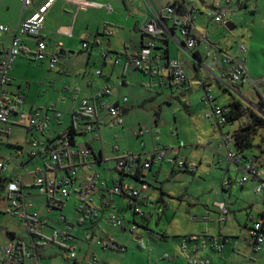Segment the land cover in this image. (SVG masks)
<instances>
[{"label": "rangeland", "instance_id": "1", "mask_svg": "<svg viewBox=\"0 0 264 264\" xmlns=\"http://www.w3.org/2000/svg\"><path fill=\"white\" fill-rule=\"evenodd\" d=\"M80 2L83 8L96 9L94 11L95 16L93 17L94 22L92 26L86 27L83 33L79 36L75 34V45H73L74 56L71 59L78 61L81 57H85L87 53L77 52L82 45V40L88 37V40L92 42L98 37L99 41L95 44L93 50V56L91 59L88 77L90 80L97 81V76L94 72L101 67L102 56L101 53L105 48L112 47L117 52L125 42L128 46V53L132 54L138 50L140 32L136 31L132 26L136 20L137 15L145 13L144 0H126V6L122 3L123 0H112L111 2V13L106 14L101 12L102 7L93 5L94 3ZM154 7L159 10L163 9V17L167 18L168 14L165 7L168 3H173L175 0H149ZM194 2L197 6L204 8L203 3L200 0H188ZM209 0H205L207 3ZM247 3V7L237 8L234 6L229 7V13L225 18V23L231 22L234 26L233 29L229 30L224 24H218L211 21L208 14H214V11L208 9L207 13L201 11V15L198 14L196 21L198 32L202 35H208V42L214 44L218 50L228 52L230 55L237 56L239 60L246 58L245 68L248 74L256 81L255 85H252L250 81L245 80L237 85L239 95L236 91L232 93L222 91L214 83L212 86V94L217 97L219 104L228 106V102L232 99L241 101L245 106L252 108L253 110L261 113L256 108L260 101H264V0H244ZM87 3L91 4L87 6ZM193 3V4H194ZM10 4V0H0V14L2 8L5 5ZM103 4V3H101ZM108 15V16H106ZM126 15L132 17L131 21L126 23ZM122 22L124 23L122 25ZM208 24V27L204 25ZM113 33L112 36L105 35L107 32ZM104 33V35H103ZM100 34V35H98ZM72 36V34H70ZM108 37L110 42L108 43ZM77 40V41H76ZM149 38L145 37L147 42ZM108 43V44H107ZM244 44L247 48V53L242 55L239 51L240 44ZM172 50L174 46L171 44ZM206 47L202 53V62L204 65L212 64V55L214 48L208 43H201L197 48ZM173 56V55H172ZM184 56L189 57L186 53ZM24 66H29L28 75L25 78L16 77L13 81L16 85L20 84V92L27 96L25 102V112L19 117H15L5 126L6 133L9 137H4V145L0 146L2 152L7 156L13 154L16 157L15 149L6 146L19 145L28 150L27 140L37 139L42 143L47 142L51 136H55L57 132L67 130L72 124L73 112L78 108V104L72 102L73 96H65L63 102L59 101V94L56 92L59 87L65 84H59L55 81V77L59 76V64L55 70L49 69L47 60L35 61L24 56ZM59 56V63H60ZM117 57V56H115ZM21 57L17 58L14 65L18 63ZM122 58V64L120 66L110 67L113 69V74L107 83L112 91V95L106 100L114 101L119 97L128 98L130 107L129 113L123 115L124 126H113L112 121L105 123L107 119H101L99 122L102 124L101 139L103 143V149L105 155H107L106 165H116L117 154L116 147L121 148V152L126 149L134 150L143 154L150 145L149 137H137L134 136V131H137L140 126L151 127L154 123L155 113L161 114V121L159 126L162 132L166 128L170 127V131L178 132V141H183L182 155H188L189 159L196 161L200 164L199 169L195 174L189 172H180L181 176L174 177L172 184H177L176 187L180 189L188 187L191 192L199 197L202 193L205 194V199L209 200V203L213 201H219L221 199H227L230 203V216L227 218L226 224L221 228L222 234L226 239V242L219 240V250L209 247H203L202 242L192 243L189 240V235L194 229L195 225H189L187 219L190 216L187 213L186 204H178V201L172 200L173 211H169L166 217H163L160 225H157V219L153 217L150 220L143 218L140 214H134L132 210L118 203L120 208V214L123 215V226H111L103 224L101 231L98 235L102 239L107 241H114L118 246H112L108 249H103L97 246L93 241H86L84 232L78 227H75L73 234L78 240L70 243V247L65 245L66 248L59 247L54 244L40 243L38 245L39 257L42 264H195L196 262H208L207 264H264V254L256 253L253 250L252 242L249 237V229L253 222L259 220L260 213L264 211V191L256 194L254 186L255 184L248 182L244 184L242 188L240 185L241 178L245 173L236 165L231 166L228 173H226L227 163L220 161L221 154L224 155L226 148L220 146V133L216 126H213V121L205 118L206 107L202 102L199 104L201 93L203 92L198 88V81H193L192 91L187 97H181L179 91L174 88L171 90L164 89L161 93L157 91H150L143 88L140 83L136 82V73H138L133 66L128 65L125 71L126 83L121 85L123 78V67L125 58ZM95 59V60H94ZM86 62V61H85ZM206 63V64H205ZM80 64V63H79ZM13 65V67H14ZM81 65V64H80ZM107 67V66H106ZM106 67L105 70H106ZM213 67V66H212ZM16 68V67H15ZM14 68V69H15ZM109 69L106 72L109 74ZM210 69V68H209ZM16 70V69H15ZM212 70V69H210ZM22 68H20V72ZM45 73V74H44ZM74 71L72 70L70 75L64 76L68 80L74 79ZM203 74V73H202ZM91 75V76H90ZM203 76V75H202ZM104 80V79H103ZM28 83V85H27ZM54 83V87L51 85ZM67 84L69 82L67 81ZM63 88V87H62ZM75 89V88H73ZM201 93H200V92ZM61 99V97H60ZM191 102L192 109L197 112L193 115L191 109H187L185 105ZM139 103L140 108H137L133 103ZM196 103V104H195ZM57 104L55 110L61 114L59 120L52 119L44 130V134L40 131L32 128L30 131V116L31 112L35 109L39 110V113L44 114L46 109H49L50 116L53 115V107L51 105ZM196 105L198 107L196 108ZM79 109L76 110L78 112ZM161 111H163L161 113ZM188 111V112H187ZM176 116V121L174 117ZM108 118V116H106ZM246 117H242L237 120L233 125L225 126L223 132H234L240 127V124L245 121ZM87 119H77L76 125L77 130L85 127ZM177 122V125H175ZM107 124V125H106ZM84 131V130H83ZM167 133V132H165ZM169 135V133H167ZM7 135V134H6ZM164 134L161 137L163 138ZM95 133H80L76 137V148L81 149L86 147V144H93L98 150L100 142L94 141ZM210 142H212L210 144ZM146 143L147 148L143 149V145ZM154 143H158L157 139H154ZM255 145L261 144L264 147V128L259 130L258 135L254 139ZM231 146V145H229ZM257 154L256 148L252 149L251 154ZM220 155V156H219ZM145 158L144 155H142ZM215 156V157H214ZM211 159L210 168L207 167L205 161ZM26 162V169L21 168V173H35L38 168L44 169L43 163L40 161H29L27 155L24 157ZM17 164V160H13L8 163L7 173L10 174ZM105 164L97 167V170L102 173L103 176L106 174ZM221 165V166H220ZM83 167H77V177L79 180L84 175ZM156 166L154 167L155 171ZM114 174H117L115 168L111 170ZM93 170H88L85 176H89ZM54 176V173H50ZM247 176V175H246ZM225 177L226 180L230 179V183L226 188L227 191L221 190V180ZM240 179V180H239ZM239 180V181H236ZM163 184H170L168 180L161 177ZM131 184L138 188L144 195L145 193L153 190L152 188L146 187L145 185L130 180ZM152 182H154L152 178ZM237 182V183H236ZM71 188V194L69 198L60 196L58 194L57 200L64 202L65 207L62 212L51 211L47 206V198L38 194L37 189L32 190L33 197L29 198V202L35 204V208L38 212L45 208L46 212L51 214L53 221H50V229L44 228L39 229L40 236H44L46 239L53 237L55 229L62 230L64 227L62 224L57 222V219H61L60 215H63L67 222L77 224L80 217L76 214V207L78 203L77 194L75 193L79 188V183ZM70 189V186H68ZM149 189V190H148ZM37 195V196H35ZM120 200V197H117ZM42 203V204H41ZM41 204V205H38ZM212 205H215L213 203ZM211 205V206H212ZM8 203L6 200L0 203V244H6L11 240L10 232H14L17 238L23 240L28 246L31 243L30 234L24 224L20 223L19 219L13 215V213L7 212ZM139 210L145 211L149 214V211L144 206L140 207ZM145 208V209H144ZM187 208V209H186ZM147 217V216H145ZM133 219L135 222H133ZM136 226L135 232H132L130 228ZM213 226V227H212ZM217 224H212L210 229L212 232L218 230ZM161 230L165 232V237L159 238ZM201 239V238H199ZM14 239L13 241H15ZM61 242V239H58ZM75 252L76 258H69L71 250ZM94 260L96 262H94ZM1 264V263H0Z\"/></svg>", "mask_w": 264, "mask_h": 264}, {"label": "built area", "instance_id": "2", "mask_svg": "<svg viewBox=\"0 0 264 264\" xmlns=\"http://www.w3.org/2000/svg\"><path fill=\"white\" fill-rule=\"evenodd\" d=\"M56 0H43L42 3L36 4V0H21L22 9L17 25L10 28L7 25L0 24V134L5 133V125L11 122L15 117H19L25 112L24 96H10L5 90L6 86L11 82L10 73L12 65L16 59L22 54L30 56L35 61L47 60L49 69L55 70L59 64L60 51L59 48L54 52H48L47 44L44 41L41 33L46 22V15L49 9L53 6ZM176 4L169 3L165 10L167 14L174 18V28L171 30V38L174 30L178 31L183 39L184 49L192 50L198 42L206 40L201 35L195 26L196 22V7L188 0H175ZM174 3V2H173ZM232 5H241V0H225L222 6L215 8L214 14H209L211 21L224 24L225 18L229 13V7ZM106 9L111 13V4L106 5ZM139 31L150 38V40L141 47L138 51L128 55L129 64L135 67L138 71L150 74L152 77L162 76L167 73V82L176 87L179 93L184 91V87L190 83L191 78L187 73L184 65L177 60L169 61L166 66L161 63L160 58L155 53L156 42L153 40L157 37L166 38L169 34L168 26L165 23L163 14L149 15L143 19L138 26ZM111 34V32H108ZM28 40H30L29 43ZM83 48L88 49V44L84 43ZM239 50L242 54L247 53V48L241 44ZM102 59L105 61L111 60L116 64L120 61L118 58L113 59V55L107 49L101 53ZM216 57V54H214ZM243 61L233 59L225 56L224 64L228 66L227 78L221 79L228 91H236L235 87L241 82L248 80L252 85L257 82L248 74L245 63ZM97 76L101 75L100 70H96ZM199 90L203 92L201 98L202 103L207 108L205 117L213 121L220 133V146L226 148L224 154V161L227 163L226 173L229 172L231 166H238L244 173L241 181V187L245 183L251 182L255 184V193L259 194L264 191V167L260 164V159H256L252 154L247 160H243L242 156L236 150L234 132H223L225 126L228 125L227 113L230 111L229 106H218L215 104V98L210 87L204 85L200 86ZM65 91L70 92L75 99L78 98L79 89L71 90L69 87ZM110 89L100 91L93 99H83L80 104V109L77 112V118L87 117L88 122L85 127L87 133H95L94 140H100L101 123L99 118L101 115L107 114L110 116L113 126L122 127L124 124L121 110L116 105L106 103L104 100L98 101L103 95L110 94ZM98 101V102H97ZM124 103H127V98H124ZM48 112V110L46 111ZM61 117L60 113L53 111L52 118L58 119ZM47 113H39V110H33L30 116V126L35 127L41 133L44 132L46 124L50 122ZM28 150L24 148L17 151V160L26 169L24 164V157L37 158L41 149L37 140H27ZM231 145V146H229ZM117 149V148H116ZM118 150V149H117ZM49 155V156H48ZM47 159L44 169L38 168L37 172L31 173H16L10 183L8 184L5 200L8 203L7 212L13 213L20 223L24 224L31 237V243L28 246L23 240L16 239L6 244H0V263L1 264H41L38 245L42 243L43 238L40 236L39 229H42L45 223V217L33 209L34 205L29 203V197L32 195V190L35 188L39 195L46 196L51 204H47V208L51 209L57 206L58 194L68 198L71 194V188L74 187V181L77 179V167L83 166L85 170H95L97 164L92 161H87L90 156V150L86 147L77 149L75 145H71L68 140L61 139L57 141L54 146H51L46 154ZM9 157L5 155L0 158V169L5 171L7 168L6 160ZM137 157L132 151L127 152L123 157L117 160L116 169L124 175L134 176L138 167L136 166ZM154 163H163L168 165L172 170H184L188 172H196L198 163L189 161L182 157L171 156L167 149H162L160 146L154 148L151 159L144 164V168L150 169ZM53 172L54 176L50 173ZM247 175V176H246ZM100 174L95 171L93 174L86 176V179L80 183V189L76 190L77 194V209L80 214V219L77 226L81 230H87L90 226L91 219L96 220L101 212L100 209L92 204V195L100 188H107V181L100 179ZM240 180V179H239ZM236 180V181H239ZM231 181V180H230ZM229 179L222 178L220 186L221 190L231 183ZM118 182V183H117ZM111 188V192L117 195L128 197L131 201L132 208L137 213H140L136 208V199L141 198L139 191L123 184L119 179ZM237 183V182H236ZM70 186V189L68 188ZM61 202V201H60ZM53 203V204H52ZM111 206L110 203H104V207ZM214 214L204 217L193 216L191 221L199 219L204 220L205 228L202 233L203 237L212 240L210 235L209 224L225 223L230 216V203L224 199L223 201L215 202ZM49 209V210H50ZM103 211V210H102ZM161 211V210H160ZM158 211L157 216L160 217L161 212ZM109 223L114 226H122V220L114 213L108 215ZM65 223L67 230L72 231L73 228L67 224L66 219H60ZM134 229V227H133ZM249 236L252 239V247L256 253L264 254V211L260 214L259 220L253 222L249 228ZM73 241L74 237L68 236ZM200 237L192 235L189 237L190 241H197ZM85 240H92L91 235H85ZM108 246V243L103 242L102 246ZM71 250V249H70ZM69 258H76V254L71 250ZM195 264H207L203 262H196Z\"/></svg>", "mask_w": 264, "mask_h": 264}, {"label": "crops", "instance_id": "3", "mask_svg": "<svg viewBox=\"0 0 264 264\" xmlns=\"http://www.w3.org/2000/svg\"><path fill=\"white\" fill-rule=\"evenodd\" d=\"M86 1L94 3L93 5L102 7L101 12H105L106 14H110L106 9V5L111 4L112 0H86ZM200 1L204 5L203 9L200 6H197L193 2L195 7H196V11H197L196 12V21L198 18L197 17L198 14L201 15V11L202 12L206 11L205 13H207L208 9H210V10L212 9L213 11H215V8L217 9L218 7L222 6V4L224 3L225 0H209L207 3L205 2V0H200ZM42 2H43V0H36V4H40ZM80 2H85V1H83V0H56L46 15V22L44 25V29L41 33L44 41L47 44L48 52H54L59 48L60 52L65 53L64 55H61V57H60L59 70H58L59 76L55 77V81L58 82V85L59 84H65V86L64 85L62 86L63 88L59 87V89H57V91H56L59 94V101L58 102H63L65 100L64 95H68L69 97L73 96L70 92L65 91L67 87H69L71 90H74L73 88L80 90V92L78 94V99L77 100L75 98L72 99L73 103L78 104L77 105L78 108H76L74 110L73 114L77 113L76 112L77 109H80V101L81 100L93 99V98H95V96L100 91L105 90V89H110L109 84L107 83V80H109L111 78V76L113 74V69L110 70L109 68L115 67V66H120L122 64V58L121 57L125 58V63H124L123 71H122L123 72V78H122L121 85H123V84L125 85L126 78H125L124 74H125V71L127 70V67H128L127 57L129 55L128 46L125 42V39H124L123 46L120 48V51L124 50L122 52H117L118 50H116V49H118V48L114 49V48L108 46V48H105V49H107L109 52H111V54L113 55L112 58L113 59L118 58L120 61L116 64L114 61H111V60L105 61L104 59H102L103 67L98 69L101 71V75L97 76L95 74V72H96L95 71L94 74L97 76L96 78L98 80L95 82L93 81V79L90 80V77H88L87 74H89L88 72L91 70L90 68H93L95 66L94 65L93 67H90L89 65L91 63V59H92V56L94 53L93 52V50L95 49L94 46L99 41L98 37H96L95 40H93L92 42H90L88 40V37H86L82 40L81 48L77 52L84 53V54L87 53V55L85 57L78 58L79 63L81 65L78 63V61H75V59H71L75 54L74 53L75 48H73V45H75L74 41L76 39L75 34H77L79 36L81 33H83V31L85 30L86 27L91 28V26H92L91 23L94 22V19H93V17L95 16L94 11H96V9H90V7L83 8L80 5L81 4ZM101 3H103V4H101ZM122 3L125 4L126 0H123ZM89 5H91V4L87 3V6H89ZM125 6H126V4H125ZM144 6H145V13L142 15L141 14L137 15L135 17L136 20L134 21V23L132 25V26H134L133 28L136 31H139V29H138L139 23H141L143 21V19H145V17H147L149 15H154V14H159V15H161V13L163 14V9L162 10L157 9L156 7L153 6V4L149 0H144ZM232 6L241 9V8H244L245 6L247 7V3H245L244 0H241V5H232ZM21 9H22L21 0H10V4L5 5L2 8V12L0 14V24H5V25L9 26L10 28H14L18 23L20 13H21ZM106 16H108V15H106ZM126 16L127 17L125 18V21H126V23L129 24L132 17L135 15H132L131 17L129 15H126ZM163 18L165 19V23L168 26V30H169V34H170L166 38H164V39L168 40V51H169L168 57H169V60L170 61L171 60H177L182 65H184L187 73L189 74V76L191 78L190 83L184 87V91L182 93H179V95L181 97H187L192 91H194V90H192L193 89V86H192L193 81H198V83H199L198 88L200 86L204 85L206 87H210L212 90V86L215 83L217 85V87L219 89H221L222 91L226 90V86L222 83V80H221V79H226L228 77L227 76L228 66L226 64H224V58H225V56H229V57H232L233 59L239 60L238 57L234 56V55H230V54H228V52L224 53L223 50H221V49L218 50L214 46V44H211L210 42H208V35H203L204 38L206 37V40H201L200 42H198L192 50L184 49V46H183L184 41H183V39L180 36L178 31H176V36L174 38L170 37L171 36V30L170 29L174 28V18L169 16V15L167 18H165V17H163ZM227 23H230V25L234 28V26L231 22H227ZM123 24L124 23L122 22V25ZM195 26L197 29L196 22H195ZM204 26L207 29L208 24H206ZM197 31H198V29H197ZM70 34H72V36H70ZM140 34H141L140 39H138L139 40L138 50L146 42L145 37H143L141 32H140ZM98 35H100V34H98ZM103 35H104V33H103ZM86 40L88 41V44H89L88 50H85L83 48V41H86ZM29 41L30 40H28V42ZM109 42H110V37H108V43ZM203 42L210 44V46H212L214 48L211 65H207L205 63L206 64V66H205L204 63L202 62V58H203L202 53H203V51H205L206 47H204L203 50H202V48H197V46L201 45V43H203ZM29 43H31V42H29ZM99 43H100V41H99ZM171 44L175 48L174 51L172 50V47L170 46ZM160 53L162 54L161 51H160ZM184 53H186L189 57L186 58L184 56ZM196 53L198 54V56H196ZM214 54H216V57H214ZM115 56H117V57H115ZM23 58H25V57L22 56L19 59L20 61L18 63H16L15 65L13 64L14 67L12 66V71L10 74H11L13 80L16 79V77H19L21 79V77L25 78V76L28 75L29 66L28 65L24 66ZM240 61H243V60H240ZM163 62L164 61L161 60V63H163ZM104 67H106V70L109 69V72H110L109 74L106 72ZM20 68H22L21 72H20ZM209 68L212 70H210ZM72 70L74 71L73 74H74L75 78L72 80L66 79L64 76L70 75ZM136 71L138 72V73H136V82H141L140 85L147 90L157 91V92L161 93L164 89H169V87H171V90L176 88L174 86H171L167 82V80H168V79H166L167 73H163L161 77L160 76L152 77L150 74H147V73H144V72H141L138 70H136ZM67 81L69 82L70 85L67 84ZM27 85H28V83H27ZM51 85L54 87L55 84L51 83ZM20 86H21L20 84L16 85L15 82L12 81V84L10 86H8L6 89L13 94L25 95L24 93L20 92L21 90H18L20 88ZM110 91H111V89H110ZM238 91L239 90L237 88L236 92L239 95H241ZM228 92H230V91H228ZM111 95H112V91L110 94L103 95L98 101L104 100L106 103H109L111 105H116L121 110L122 116L129 113L130 107H132V106L130 105L128 98H127V103H124V98H126V97L121 98V99H119V97H118L114 101L106 100V98L110 97ZM25 97L27 99L26 95H25ZM60 97H61V99H60ZM201 98H202V93H201V97H200V101H199L200 105H201L200 102H202ZM214 98H215V104L216 105L225 106L224 104H219L218 102L216 103V101H217L216 95L214 96ZM233 101H239V100L232 99L230 102L227 103L228 106ZM133 105L136 106L137 108L141 109L139 106L140 105L139 103L135 102V103H133ZM56 106H57V104L51 105V107H53L54 109L56 108ZM185 106L187 109H189V108L191 109V111H189V112H191L193 115H195L197 112H199L198 110H197V112H194L192 110L195 107H193L191 102H189V101H188L187 105H185ZM197 107H198V105H196V108ZM256 109L258 110V107ZM162 112L163 111H161V113ZM106 116H108V118ZM101 119H107L105 123H110V121H111L110 116L107 114L101 115L99 120H101ZM174 120L176 121V116L174 117ZM160 121H161V114L155 113L154 123H152L151 127L140 126V128L137 131H134V133H133L134 136H137V137H146L147 136L150 138V145H149L148 149L143 152V154H140V152L137 153L134 150H130V149H126V150H124V152H121V148H119V147H116L118 150L117 149L115 150L119 153V154H117V159L115 160L116 164H117V160L119 158L123 157L127 152L132 151L134 153V155L137 157L136 166L139 167L140 176H141L140 178L142 181L134 179L133 176L118 173L117 169H116V165L114 166L111 164H108V165L105 164V162H107L109 159H107V157H106L107 155H105V153H104L102 139L96 140V141L100 142L98 150L95 148V146L93 144H91V143H89L88 145L86 144L87 149L90 150V156H89L90 160H87V161H90V162L94 161L97 164V167L101 166L102 164H105L104 165V167L106 168L105 176H103L102 173L97 170V167H95V170H93V171L94 172L97 171L100 174V177H101L100 179L106 180L107 185H108L107 188H100V189L96 190L94 192V195L91 196L93 198L92 204L101 210L100 217L97 219V224L95 226L96 234L98 233V230H100L102 228L103 224L107 223V225L109 224V225L113 226L112 224L109 223V219H108V215L110 213H114L118 218L123 219L122 218L123 215L120 214V208L118 207L119 202H120V205L125 206L128 209L132 210L134 214L136 212L135 209L132 208V206L130 204L132 200H130L126 196L113 194L111 192V188L115 184L118 183L117 182L118 179L123 184L128 185L129 187L139 191L141 198L136 199V202H137L136 208L140 210L141 209L140 207L144 206L147 209V211H149V214H146L144 210L138 214H140L143 218L145 216H147L146 217L147 220H150V218L154 216V218L157 219V225H160L162 218L166 217V215L169 214L168 213L169 211H171V212L173 211V207H172L173 205L171 202L172 200L178 201V204H186L187 208H188V209L186 208L188 214L191 213L192 211H190V210L193 209V213L189 214L190 216L187 219V223L189 225H195L194 226L195 230H192L189 237H191L192 235H199V236L202 235L204 228H205L204 220L199 219V220L190 222L189 221L190 218L195 216V215L201 216V217H204L207 215H213L214 214V209H213L214 205H212V204L215 202H219V201L224 200V199H221L219 201H213L212 203H209V200L205 199V194H206L205 192L203 194L201 193L198 197L195 194V192H191L188 189V187H185L182 189H180V187H176L177 184H172V181L174 180V177L181 176L179 173L182 171L172 170L168 165L154 163V164H152L150 169L144 168V164L148 160L151 159L152 152H153L154 148L157 146H160V148H162V149H167L168 154L171 156L182 157V158H185L189 161H192L189 159L188 155H185V156L182 155V153H183L182 150L184 148L183 147V141L177 140L178 139V132L177 131H174V132L170 131V127L166 128L165 131L162 132L161 127L159 126ZM72 124H73V120H72ZM175 125H177V122ZM212 125H213V123H212ZM123 126H124V124H123ZM65 131L66 130L61 131V132H57V134L55 136H51L49 139H55L57 136L63 134ZM101 131H102V127H100V136H101ZM165 132L169 133V135ZM163 134H164V136H163L164 140H161V137ZM154 139H157L158 143H154ZM211 143L212 142H210V144ZM146 148H147L146 143H144L143 149H146ZM142 155H144L145 158H143ZM223 159H224V155L221 154L219 162L223 161ZM205 163H207L208 168L211 167L210 166L211 159L205 161ZM200 164H202L201 160H200ZM200 164L198 163V169H199ZM155 166H156V168L154 171ZM114 168H115V171L117 172V174H114L111 171ZM82 169L84 172L83 177L81 178V180H79V178L77 177V179L74 181V185L79 183V188H77V189H80V183L86 179L85 175H86V172L88 170H85L84 167ZM94 172H92L91 174H93ZM161 177L164 178L165 180H168V182L170 184H168V185L163 184L161 181ZM152 178H153L154 182H152ZM130 180H135V181L145 185L146 187H149V189L152 188L153 190H150V192L145 193V195H144L138 188H136L135 186H133L131 184ZM174 181H176V180H174ZM143 182H145V183H143ZM231 183H232V181H231ZM243 187H244V185H243ZM226 190H227V188H226ZM31 197H33V194L29 198H31ZM117 197H120L121 199L118 200ZM161 198H162V201L160 200ZM29 203H31V202H29ZM60 203L61 202L58 200L57 206H60ZM104 203H110L111 206L109 205L107 207H104L103 206ZM32 204L34 205L33 209L36 210L35 204L34 203H32ZM41 204H38V205H41ZM64 207H65V205H64ZM52 210L53 209L51 208L49 210V212H51ZM158 211L161 212L160 217L157 216ZM49 212H46L45 208H42V211L39 213L45 217V222L50 224V221L52 220V217H51L52 215L49 214ZM259 213L261 214L262 212H259ZM133 222H135L134 219H133ZM226 222L224 224H226ZM224 224H221V225L219 224L218 225L219 228L216 232L210 231V235H211V237H213L212 240L207 239L206 241H204L205 238L203 236H200L201 237L200 240L190 241V242L197 243L200 241L203 243V247H209L210 250L212 248H216L217 250H219V245L217 242L218 238H219V240H222L223 242H225L223 239L220 238V237H224V235L222 234V231H221V228ZM131 228H130V230H131ZM163 236H164V238H166L165 232L163 230H161V234L159 235V238H163ZM12 240H14V238H11V240H9V242ZM40 262H41V260H40ZM205 263H207V262H205ZM211 263L214 264L213 261Z\"/></svg>", "mask_w": 264, "mask_h": 264}, {"label": "trees", "instance_id": "4", "mask_svg": "<svg viewBox=\"0 0 264 264\" xmlns=\"http://www.w3.org/2000/svg\"><path fill=\"white\" fill-rule=\"evenodd\" d=\"M172 4H176V1H174V3H172ZM171 30H173V28ZM105 35L111 36L112 33L111 34H108V32H107ZM143 37H147V36L143 35ZM147 38H149V37H147ZM149 40H150V38H149ZM153 40L156 42V46H155V53H156V55L160 58V60H163L164 61L163 64L167 66L169 64V61H170L169 60V57H168V53H169V51H168V40L167 39H164L163 37H157V38H154ZM147 42H145L142 45V47ZM84 43H87L88 44V41L87 40L86 41H83V44ZM88 48H89V44H88ZM160 51L162 52L163 55L160 53ZM242 55H245V54H242ZM22 56H27V57H29V59H31L30 56L26 55L25 53H22L19 57H22ZM196 56H198L197 53H196ZM31 60H33V59H31ZM127 63H128V65H130L129 64L128 57H127ZM10 76H11V74H10ZM12 81H13V78L11 76V82L8 84V86H10L12 84ZM8 86H6V88ZM235 87L237 88V85ZM6 88H5V90L7 91V93L10 96L15 97V96H18V95H23V94H13V93L9 92ZM224 91L225 92H228L227 90H224ZM230 92L232 93V91H230ZM23 96H24V103L23 104L25 105L26 97H25V95H23ZM81 101H80V104H81ZM229 109H230V111L226 115V117L228 119V125L231 124V123L234 124L237 120H240L244 116L246 117L245 121H243L240 124V127L237 130L234 131L236 150L242 156L243 160H247L249 158V156H251L249 154L250 151L252 152V149L256 148L257 151H258V153L257 154L255 153V154H252V155L256 159H260L261 160L260 161V163H261L260 165L264 167V147H262L261 144L255 145V143H254V139L258 135L259 130L261 128H264V101L263 100L260 101L259 102V105H258V109L260 110L261 113H258L257 111L253 110L252 108H249L248 106H245L241 101H233V102H231L229 104ZM47 110H48V112H46ZM47 110L44 112V114L47 113V115L50 118V120L55 119V118H52V116H50L49 109H47ZM52 110L53 111H56L55 109H52ZM60 118H58L57 120H59ZM77 119H88V118L87 117H84V116L81 117V118H77V113H74L73 116H72L73 124L71 126H69L67 128V130L63 134L57 136L55 139H48L47 142H45V143H42L39 140L34 139V140H37L39 142V145H40L41 149H43V150L40 151V153H39V155H38L37 158H30L29 161L30 162L31 161H39V162L41 161L43 163V165H45V162H46L45 159H47V157L49 156V155L46 156L48 149L51 146H54L55 143L57 141H60L61 139L68 140L71 145H75L76 146V137L80 133L82 134V132H84L85 134L87 133L86 131H83V130L86 129V127H83L82 129L77 130V127H78V126H76ZM86 125L87 124H85L84 126H86ZM46 127H47V124H46ZM46 127H45V129H46ZM32 128L36 129L35 127H30L29 128L30 131H31ZM42 134H44V132ZM4 137H9V134L6 133V132L5 133L3 132V133L0 134V146L4 145V141H3V138ZM6 146L15 149L16 157H18L17 156V151L23 148L22 146H19V145H9V144H6ZM3 155H5L6 157H9L6 160L7 165L11 161L17 160V158L13 154H11L10 156H7L6 154H4L2 152V149L0 148V158H2ZM87 159L90 160L89 157ZM223 161H224V159H223ZM24 164L26 165V162L25 161H24ZM159 164H163V163H159ZM7 168H8V166H7ZM7 168L5 169V171H2L0 169V203H1V201L5 200V197H6L5 190L7 189L8 184L10 183V181L12 180V178L14 177V175L16 173H20V170L22 168V165H20V163L17 160V164H16L15 168L13 169V171L9 175L6 174L7 173ZM179 171L188 172V171H184V170H179ZM118 173H120V172H118ZM189 173L195 174L196 172H189ZM133 177L136 180L142 181L141 178H140L141 176H140L139 167L137 169L136 174ZM229 181H230V179H229ZM143 183H145V182H143ZM223 191H227V190L224 189ZM35 196H37V195H35ZM41 196H43V195H41ZM160 200L162 201V198ZM47 204L48 205L51 204V202H50V200L48 198H47ZM64 205H65L64 202H61L60 203V206H53L52 207V209H53L52 211L62 212L63 209H64ZM76 214H78L80 216L77 207H76ZM135 214H138V213L135 212ZM60 216L61 217H64L63 215H60ZM99 217H100V214H99ZM144 218L146 219V217H144ZM97 219L96 220L91 219V221L89 223L90 224L89 228L87 230H84V231L82 230L84 232V235H87V234H90L91 235L92 240H89V242L90 241L95 242L97 246L102 247L104 250L105 249H108L109 247H112V246H117L119 248V246L114 241H112V240H110V241L104 240V239L101 238V236L98 235V233L96 234L95 226L97 224ZM51 221H53V219ZM56 221L59 222L60 224H62L64 227H66L65 223L62 222L60 219H57ZM66 222H67V219H66ZM67 224H70L72 226V228H73L72 231H68L66 228H63V227H62V230L55 229L54 234H53V237L51 239H46V238H44V236L42 237L43 240H44V241H42V243H45V244L50 243V244H54V245H57V246L62 247V248H66L65 245H68L67 247H70L69 246L70 243L72 244L73 242H75L76 240H78L77 237L73 234V231L75 230V227L77 226L78 223L75 225L73 223L71 224V223L67 222ZM222 224H224V223H222ZM211 225H212V223L209 224V228H210ZM217 225H219V224H217ZM122 226H123V221H122ZM122 226H118V227H122ZM133 227H134V229H133ZM133 227L131 228V231L132 232H135L136 226L133 225ZM44 228H49L50 229V224L47 223V222H45L44 225H43V227H42V229H44ZM99 231H101V229L98 230V232ZM210 231H211V229H210ZM9 235L11 236V238L18 239L17 236H16V234L14 232H10ZM68 236H71V238L74 237V240L71 241L68 238ZM200 236H203V235H200ZM220 238L223 239L226 242V239H227L226 237H220ZM58 239H61L62 241L59 242ZM198 240H200V239H198ZM206 240L207 239H204V241H206ZM103 242L108 243V246L107 245L102 246V243ZM251 242H252V239H251ZM70 249L72 250L73 248H70ZM94 262H96V261L94 260Z\"/></svg>", "mask_w": 264, "mask_h": 264}, {"label": "water", "instance_id": "5", "mask_svg": "<svg viewBox=\"0 0 264 264\" xmlns=\"http://www.w3.org/2000/svg\"><path fill=\"white\" fill-rule=\"evenodd\" d=\"M225 26L227 27V29L231 30L233 29V27L230 25V23H225ZM176 31L174 30L173 35L175 36ZM64 52H60V55H64Z\"/></svg>", "mask_w": 264, "mask_h": 264}, {"label": "flooded vegetation", "instance_id": "6", "mask_svg": "<svg viewBox=\"0 0 264 264\" xmlns=\"http://www.w3.org/2000/svg\"><path fill=\"white\" fill-rule=\"evenodd\" d=\"M258 111H260V110L258 109Z\"/></svg>", "mask_w": 264, "mask_h": 264}]
</instances>
